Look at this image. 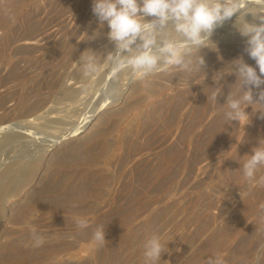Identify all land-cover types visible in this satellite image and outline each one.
Listing matches in <instances>:
<instances>
[{
  "label": "rangeland",
  "instance_id": "1",
  "mask_svg": "<svg viewBox=\"0 0 264 264\" xmlns=\"http://www.w3.org/2000/svg\"><path fill=\"white\" fill-rule=\"evenodd\" d=\"M14 5L15 8L12 5L6 9H1L0 7V53L2 52V56L0 55V97L11 95V100L7 103L6 109L1 108L0 110V125L3 124V126L7 125L5 124L6 122L11 124L17 121L20 122V119L18 120L16 117L21 113L19 111L21 109H16L15 104H17L19 97L29 93L28 89L33 87L27 79L29 77H24L26 75L22 74L25 69H36L38 70L36 75L39 78L46 76L52 86L55 84L53 87L48 85L43 89V98L46 100L45 110L50 111V109L52 110L56 107L63 108L59 104L61 103V98L59 97H61V88L64 87V83H66L65 86H73L74 81L69 80L72 77L80 82L75 87L83 85L82 75L77 74L75 70L80 65L78 61L81 53L88 48L78 50L77 47H81L84 42L90 39L96 29H103L106 25L105 23L103 27L100 26L97 18L93 15L92 0H16ZM263 9V7H249L246 10L255 11L263 15ZM243 12L233 15V17L236 16L238 19L241 17L240 15L244 14ZM10 15L15 17V23L9 19ZM236 17L231 19L236 20ZM231 19L229 20L232 21ZM229 20L226 22L228 23ZM226 22L224 25L227 24ZM30 27L32 29H29ZM222 27H218L217 31L215 30L216 32L213 33L211 40L215 41L216 46L213 44L210 47H224L220 51L225 56L228 55L226 47L230 46L231 42L224 40L225 36L223 37V35H225V32L221 31ZM216 35L217 39L214 38ZM27 36L32 37L28 38ZM23 37L28 39L17 41ZM220 38L224 42H221ZM219 40L220 42H217ZM93 43L91 47L95 46L94 48L99 50L113 45L107 38ZM20 48L22 49L20 50ZM72 50L76 53H73ZM244 55L248 56L247 53ZM70 56L72 57L70 58ZM237 57L241 56L238 55ZM249 65L254 66L255 63ZM14 67L21 69V72L17 74H20V77L16 76L18 80L14 77ZM47 70H51L52 74H45ZM103 72L101 71L100 73ZM168 72L171 74L180 73L178 69H170ZM127 73V71L118 72V83L115 88L117 92L115 91L114 95L117 96L119 93L120 95H118L119 98L116 97L117 101L114 102L115 104L112 103L104 110H99L80 135L49 149L45 153L44 163L38 175L39 178L37 177L36 180L38 183L42 182V179L43 182L45 181L46 173L49 170L50 163L54 161L53 159L68 145L84 141L92 131L100 127L102 120L108 116L107 114L119 112L132 103L134 104L139 98L144 100L126 118L118 120V130L112 134L113 136L108 137L109 141L117 143L125 130L131 124H136L135 118L139 114L142 115L145 110L153 108L156 103L174 94L173 90L168 88L169 84L164 83L165 85L157 89L154 95H149L146 92H140L138 95V87L142 83L151 82L154 80V76L161 73L155 74L146 80L131 81L128 85V81H125ZM228 77L226 76L220 84L221 88L224 87ZM26 80L28 83L25 82ZM96 80L98 81V79H90L88 82H84L86 85H84V88L86 89H84L85 92L82 95L84 97L81 102L85 105L80 106L82 105L81 102L80 105L75 104V110H71L73 111L71 112V115L74 116L73 119H79L80 116H82L81 118L88 116V111L90 110L85 107H88L86 103H89V106H93L104 93L105 87L103 85L105 81L98 83L99 81L97 82ZM201 85H192L191 88L196 89ZM261 87L264 88V86ZM187 88L183 84L179 91L183 92ZM259 91L260 89H253L254 98H258ZM258 107L260 106L253 105V109L251 106L246 108V112L250 116V122L246 124L245 121L240 123L235 121L236 129L231 140L224 141L218 152L211 158L198 164L189 163L186 165L185 171L177 175L173 183L171 196L169 198H165L164 195L159 197L163 201L153 214L156 216L161 213V218L159 219L157 215L156 219L158 221L155 219L156 223L155 220L153 222L155 226L150 221L152 214L149 212L143 213L137 222L132 225H103L105 226L107 243L104 246H97L93 240V233L90 234V232H94L99 226L95 223L96 219L109 212V209H102L95 218L92 215L81 216L70 213L60 214L54 218L52 215H44L45 213H43V227L36 228L37 232L45 238L42 264H144L143 243L154 232V234L160 236L161 242L165 244L166 251H168L162 254L159 264H208V260L215 258L217 255L224 259L225 264H257V257H259L258 264H264V223L260 221L261 209L259 207L264 203V187H250L244 179L242 170V164L248 158L245 155H251L252 149L258 146L259 140L264 139V119L260 120V113L255 112ZM103 114L104 116H102ZM213 118L214 114L208 117L207 123ZM183 120L184 116H181L180 121L182 122ZM258 121L261 123L260 125ZM38 132H41L42 140L37 142V144L35 143L36 146L33 144H26V146L24 144L25 146L17 145L16 148L14 146L12 148L11 145L2 152L0 155V172L7 163L15 161V158H6L8 151L12 152L10 157H13L24 152L40 150L41 148L37 146L43 144L44 153L51 137L57 134L54 131L47 132V130H38ZM179 134L180 131H176L172 141H175ZM9 148L12 149L9 150ZM192 151L193 147L189 146L188 157H190ZM147 157V154L138 156L126 167L125 173L129 174L131 168L137 162L147 159ZM260 175H264V167L258 170L257 178ZM4 182L6 183V181ZM37 182L25 188L19 199H15L16 201L13 199L7 203L6 210L8 215H11L17 206L24 203V199L30 194L29 192L32 191L34 185L38 184ZM36 185L35 187H37ZM104 194H107V192ZM227 198L231 201L228 200V204L226 202ZM96 203L98 207L101 206L103 208L102 206L104 205L101 202L97 201ZM222 209L223 211H220ZM160 210L164 211V213ZM76 217L86 219L89 222V226L83 229L78 228L74 222ZM35 220H37V217L31 218L32 222ZM162 223L164 224L162 225ZM5 226L9 231L15 233L22 231L21 229H24L27 233L30 231V225L14 227L5 223ZM80 234L81 236H79ZM84 234L87 237H84ZM214 236L216 237L213 238ZM5 241L3 240V243ZM60 242H63V248L57 250Z\"/></svg>",
  "mask_w": 264,
  "mask_h": 264
},
{
  "label": "bare ground",
  "instance_id": "2",
  "mask_svg": "<svg viewBox=\"0 0 264 264\" xmlns=\"http://www.w3.org/2000/svg\"><path fill=\"white\" fill-rule=\"evenodd\" d=\"M15 1L16 0H0V7L1 9H6L12 5L15 8ZM226 2L233 4L237 13L243 12L249 7L264 8V0H226ZM246 11L243 12L244 14L240 15L241 17L238 19L234 16L236 20H229V22H226L227 24L222 27V30L220 29L225 32V35H223V37L225 36L224 40L226 42H231L230 46L228 45V47H226L228 55H222L220 50L224 47L201 49L200 54L205 59V66L203 70L196 74L190 88L188 83L189 77L183 72L177 74L161 72V74L154 76V80L151 82L142 83L141 86L138 87V95L140 92L154 95L157 89L165 85L164 83L169 84L168 88L173 90L174 94L156 103L153 108L147 111L145 110L142 115L139 114L137 118H135L136 124H131L119 137L117 143H112L108 140V137L113 136L112 134L116 133L118 130V120L126 118L129 113L135 110L137 106H140L141 102H144V100L143 98H139L134 104L132 103L119 112L113 114H107L108 112L105 113L108 116L104 120L100 119L103 122L99 128L92 131L84 141L68 145L67 148L62 150V152L53 159L54 161L50 163L51 165L46 173V179L44 182L42 179V182H40L41 184L36 180L44 163L45 153L49 149L80 135L84 132L91 119L99 110H104L110 104L117 101L116 97L119 98L118 95H120V93L115 96L114 92L116 91L115 88L118 83V73L113 71L110 64L102 62L99 65V70L94 75L90 78H85L82 74V67L79 65L75 71L77 74L82 75L83 85L75 87V85L80 82L71 77L69 80L74 81L73 84L70 83L73 86H65L66 83H64V87L61 88V97H59L61 98V103H59L60 101L58 103L60 106H63V108L56 107L52 110L50 109V111H46V100L43 98L42 92L45 86L49 85V87H51L52 84L46 79V76L39 78L36 75L38 72L36 69H25L23 71L22 74L26 75L24 77H29L27 79L31 82L33 87L28 89V92L30 91L29 93L26 92L27 94L19 97V99H17V104H15L16 109H21L19 110L21 113L16 117L18 120L20 119V122L14 121L15 123L13 124L4 122L7 125H0V135H2L0 136V155L11 145L12 148L13 146L16 148L17 145L23 146L24 144H33L36 146L37 142L42 140L41 132H38V130H47V132L54 131L57 134L55 133L56 135L51 137V140L45 147L44 153L43 144L37 146L41 148L40 150L28 151L27 153L24 152L13 157H10L12 152H7L8 156H6V158H15V161L7 163L5 168L0 172V264L43 263L42 256L44 247L43 245L38 248L32 246L33 241L30 231L27 233L24 229H21L22 231L15 233L9 231L5 223L14 227L31 225L35 228H41L43 227V213H45L44 215H52L54 218L60 214L66 213L81 216L92 215L93 218H95L102 209H109V212H106L105 215L96 219L95 223L99 226L106 224L120 226L132 225L146 212L152 214L150 220L152 224L157 215L159 219L161 218V213L155 216L153 212L158 209L163 201V199L159 198L161 195H164L165 198L171 196L173 192V183L177 175L185 171L187 164H198L211 158L218 152L224 141L231 140L235 132V121L230 124V122L225 120L224 112L227 109L223 105L230 91L235 96L242 95L240 82L237 81L235 74H225L219 82L214 81L213 76L220 71H230L232 68L230 63L238 58V55L242 56L244 61L248 64L255 63L253 59L244 55L246 53L244 51L246 47V38L239 34L235 24L237 23L239 25L245 21L257 24L262 23L264 21H261L259 18L264 19V14L262 15L255 11ZM234 17L232 18L234 19ZM29 29L32 28L30 27ZM108 31L107 24L103 29H96L91 36L92 38L95 34V38L88 39L81 47H77V49H92L99 54L103 60L108 52L115 50L114 45L99 50L94 48L95 46H92V48L91 44L97 40L102 41L103 38L106 39ZM28 38L23 37L17 41ZM214 38L217 39V35L214 36ZM220 40L221 42L223 41L221 38ZM220 40L217 42H220ZM104 41L106 42V40ZM21 49L22 48H20V50ZM1 53L0 55L2 56ZM15 53L17 52L15 51ZM73 53L76 52L73 51ZM71 57L72 56H70V58ZM253 67H256V65ZM14 70L15 76H13L20 77V74H17L21 72V69L14 67ZM50 71L51 70H47L45 74H52ZM101 71L104 72L100 73ZM226 76L229 77L224 87L221 88L220 84L224 81ZM9 78L11 77L9 76ZM16 78L18 80V77ZM90 79H98L99 82L96 80L98 83H103L105 81L103 85L105 87L104 93H101V98H99L96 104L93 106L91 105L92 107L89 106V103H86L88 107H85L90 110L88 111V116H83V118L80 116L79 119H73L74 116L71 115V112L75 110V104L80 105V102L83 100L84 96L82 95L83 92H85L84 89H86L84 88V82H88ZM125 81H128L127 85L131 82L128 73ZM25 82L28 83L27 80ZM183 84L184 87L187 86L188 88L181 92L179 90ZM198 84L202 85L196 89L191 88L192 85ZM87 86L89 87V85ZM220 89L221 92L217 98V103L214 104L210 99L207 101V96L210 97L213 91H219ZM10 97L11 95L0 97V110L1 108L6 109L7 103L11 100ZM81 103L82 105L80 106H83L84 103ZM212 114H214V118L207 123L208 117ZM102 116H104V114ZM181 116H184L182 122L180 121ZM254 123L257 124L256 122ZM260 124L261 123H259V125ZM176 131H180V134L175 141H172ZM189 146L193 147L190 157L187 155ZM12 148H9V150ZM146 154L148 156L147 159L140 160L136 165L134 164L135 166L131 168L130 173L128 172L129 174L125 173L126 167L129 166L134 159ZM113 159L114 161H112ZM4 181H6V183ZM34 182L38 183L37 185L35 184L37 187L34 185L32 191L29 192L30 194L27 197L25 196L24 203L17 206L11 215H8L6 210L7 203L13 199H19L20 196H22L23 190ZM105 192H107V194H104ZM228 200L227 198L226 202ZM97 201L104 205L102 206L103 208H101V206L98 207ZM220 211H223V209ZM161 212L164 213V211ZM32 217H37V220L32 222ZM163 224L164 223H162V225ZM91 233L94 232H90V234ZM85 235L86 234H84V237H87V235ZM79 236H81V234ZM215 237L216 236L213 238ZM3 240L6 241L3 243ZM58 247L57 250H61V248H63V242H60Z\"/></svg>",
  "mask_w": 264,
  "mask_h": 264
},
{
  "label": "clouds",
  "instance_id": "3",
  "mask_svg": "<svg viewBox=\"0 0 264 264\" xmlns=\"http://www.w3.org/2000/svg\"><path fill=\"white\" fill-rule=\"evenodd\" d=\"M92 12L100 26L107 24V39L115 47L106 57L92 49L81 53L79 63L82 74L90 78L99 70V65L110 64L114 72L127 71L130 81L147 78L170 69H178L189 77V88L193 79L205 66V59L200 54L202 48L215 45L211 40L214 31L237 14L233 4L226 0H92ZM150 18V19H149ZM15 23V17L9 16ZM261 21L264 19L259 18ZM242 37L246 38L244 51L255 61L256 67L238 57L230 64V71H220L213 76L219 82L225 74H235L240 82L242 95L235 96L230 91L223 106L226 107L224 118L230 122H250L246 108L259 105L260 119H264V22L235 24ZM95 38V34L91 39ZM216 46V45H215ZM258 68V71H257ZM253 89H260L258 98H254ZM213 91L207 96L214 104L220 95ZM245 124V125H246ZM264 139L252 149L251 155L242 164L244 179L250 187H264V175L257 178V172L264 167ZM75 206V205H74ZM260 221L264 223V203L260 206ZM78 228L89 226L81 217L74 218ZM33 247H41L45 242L34 226H29ZM105 226H98L93 233L97 246L106 245ZM169 243V242H168ZM167 243V244H168ZM168 248V247H167ZM144 264H159L166 251L159 235L153 234L143 243ZM259 257H257V264ZM208 264H225L217 255L210 258Z\"/></svg>",
  "mask_w": 264,
  "mask_h": 264
}]
</instances>
